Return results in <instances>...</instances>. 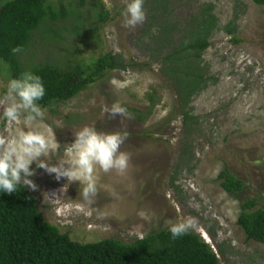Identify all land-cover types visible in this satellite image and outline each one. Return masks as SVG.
Here are the masks:
<instances>
[{
  "label": "rangeland",
  "instance_id": "rangeland-1",
  "mask_svg": "<svg viewBox=\"0 0 264 264\" xmlns=\"http://www.w3.org/2000/svg\"><path fill=\"white\" fill-rule=\"evenodd\" d=\"M48 1L68 7L76 0ZM96 1L108 15L104 23L93 16ZM207 4L214 7L218 29L203 55L206 87L190 99L185 111L192 120L183 124L179 95L159 61ZM122 8L123 0H86L81 19L52 26L58 40L49 42L44 30L38 31L21 60L26 68L48 63L66 70L105 54L121 57L125 71L109 72L66 103L42 109L60 144L49 163L66 159L74 133L95 125L128 133L119 149L128 155L127 168L97 171L98 193L90 207L79 196L78 182L61 194L66 180L57 182L42 169L29 178L36 189L24 188L46 222L82 245L107 239L130 243L167 231L165 221L186 216L194 221L190 232L204 238L220 264H264V242L247 241L236 225L242 203L254 199L256 208H264V7L252 0H144L145 20L135 28L121 26ZM232 22L235 41L222 30ZM161 25L170 30L165 44L155 34ZM9 78L0 61V95ZM117 101L131 119L108 115L105 108ZM3 107L0 140L7 141L23 126L4 120ZM224 170L242 183L237 194L220 187Z\"/></svg>",
  "mask_w": 264,
  "mask_h": 264
},
{
  "label": "trees",
  "instance_id": "trees-1",
  "mask_svg": "<svg viewBox=\"0 0 264 264\" xmlns=\"http://www.w3.org/2000/svg\"><path fill=\"white\" fill-rule=\"evenodd\" d=\"M252 2L264 7V0ZM85 3L86 0H76L68 7L62 4L56 7L48 0H7L0 4V61L7 64L9 79L18 78L25 71L42 78L45 95L38 101L41 108L66 103L105 78L109 72L126 70L127 64L121 57L111 54L99 56L90 64H78L66 70L48 63L30 68L23 65L21 56L32 45L35 34L43 29L44 38L49 42L58 40L59 34L53 31L52 26L69 19H81ZM213 8L211 4L202 5L177 44L159 61L162 72L173 81L179 95L183 124L192 120L190 111H185L190 99L206 87L203 55L210 46L213 32L218 29ZM92 11L98 24L108 19L99 1L94 3ZM157 12V8L153 9L154 14ZM154 18L151 17V20ZM222 30L236 40L233 22ZM169 33V28L161 25L155 33L158 43L165 44ZM17 46L22 50L13 54L11 49ZM148 101L151 108L153 98L148 96ZM218 179L223 180L220 187L228 194H237L243 188L242 183L226 170L219 174ZM256 207L257 201L254 199L242 203L236 225L247 241L263 243L264 208ZM0 264L220 263L210 245L190 231L175 240L171 239L168 231H160L130 243L107 239L79 244L70 240L67 234H62L58 227L46 222L34 197L20 185L13 194H0Z\"/></svg>",
  "mask_w": 264,
  "mask_h": 264
},
{
  "label": "clouds",
  "instance_id": "clouds-1",
  "mask_svg": "<svg viewBox=\"0 0 264 264\" xmlns=\"http://www.w3.org/2000/svg\"><path fill=\"white\" fill-rule=\"evenodd\" d=\"M143 4L144 0H123L120 12L123 28H135L144 22ZM21 50L20 46L11 49L13 54ZM152 68L158 71L159 65L153 64ZM44 95L42 78L30 71L10 79L0 95V105H4L2 118L23 126L11 139L0 140V194H13L21 184L35 190L36 185L29 178L36 169H42L47 174H54L57 182L66 180L59 190L61 194L66 192L69 184L78 182L79 196L84 205L90 207L98 193L97 171L123 172L127 168L128 155L119 149L128 133L101 131L95 125H85L74 133L72 142L67 144L64 150L67 158L56 164L49 163L47 157L60 144L51 126L44 123L45 111L38 104ZM105 111L110 117L126 116L131 119V114L118 101ZM52 197L56 198V193H52ZM165 226L171 239L175 240L191 231L194 221L191 217L178 216L175 221H165Z\"/></svg>",
  "mask_w": 264,
  "mask_h": 264
}]
</instances>
